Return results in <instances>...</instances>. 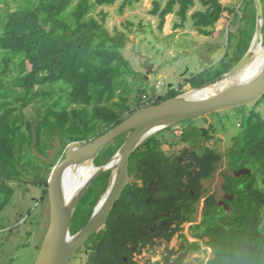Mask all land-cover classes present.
I'll list each match as a JSON object with an SVG mask.
<instances>
[{
    "label": "trees",
    "instance_id": "trees-1",
    "mask_svg": "<svg viewBox=\"0 0 264 264\" xmlns=\"http://www.w3.org/2000/svg\"><path fill=\"white\" fill-rule=\"evenodd\" d=\"M118 1L19 0L18 9L5 14L0 11V193L7 189L6 179L19 181L39 172L37 177L44 187L42 200L49 201L48 176L56 163L46 162L36 150L48 157L57 137L59 155L64 158L69 143L89 142L140 108L181 94L171 89L148 104L132 108L129 101L137 73L124 54L129 36L121 30L114 34L108 30L103 22L107 13L101 11L100 18L94 15L97 8ZM201 2L206 9L194 12L191 18L200 34L211 36L210 28L227 8L220 0ZM195 4V0H168L161 8L156 2L151 13L159 17L161 30L167 15L176 13L181 22L175 27L181 28ZM243 4L240 10H230L243 22L231 55L227 52L218 66L187 80L192 88L226 73L247 52L257 15L254 0H243ZM263 101L239 108V133L226 153L205 147L202 152L187 151L181 161L163 151L158 133L147 139L131 157L130 182L108 220L82 248L88 254L86 264H141L138 255L162 242L169 243L177 233L183 239L178 249L168 247L157 261L145 264H186L190 253L203 249L202 241L211 255L207 261L198 259L199 264H264V117L257 111ZM31 105L36 107L35 122L24 113ZM246 108L248 112H244ZM184 122L164 130L173 129L175 136L185 139L189 131L181 128L187 125ZM208 131L203 130L206 135ZM128 136L114 140L122 141L107 156L105 148L95 163H106ZM223 162L222 189L233 198L222 201L229 209L217 194H203V182ZM243 168L250 172L237 175ZM109 177L110 173L101 175L87 190L73 217L72 233L90 219ZM92 190L96 194L91 209L84 216L85 222L78 224L81 203ZM203 198L202 219L191 226L198 240L191 242L182 233L183 224L195 222Z\"/></svg>",
    "mask_w": 264,
    "mask_h": 264
},
{
    "label": "rangeland",
    "instance_id": "rangeland-1",
    "mask_svg": "<svg viewBox=\"0 0 264 264\" xmlns=\"http://www.w3.org/2000/svg\"><path fill=\"white\" fill-rule=\"evenodd\" d=\"M77 1L75 0V3ZM195 1V6L188 11V21L184 27H175L181 20L176 13H172L167 15L162 30L159 28V17L151 12L156 2L164 8L168 0H120L112 6L99 7L95 10L94 15L98 18L101 17V11L107 13L103 22L112 34L121 30L129 36L124 54L137 73L134 91L129 101L132 108L148 104L158 96L166 95L171 89L180 90L181 93L192 89L187 80L207 68H215L227 52L231 55L234 50L243 22L230 10L242 9L243 0H220L227 9L216 25L210 28L213 30L211 36L200 34L194 26L192 14L206 9L201 0ZM18 8L19 0H0V11L3 14ZM177 10L178 7L175 12ZM129 22L132 24L128 25ZM248 111L249 108L244 110ZM257 111L264 117V101L257 107ZM24 113L32 122L36 121L37 112L34 105L27 107ZM241 116L238 108L186 120L184 123L187 125L181 127L189 131L185 139L175 136L173 129L158 133L159 138L163 140L162 149L172 158H181L190 150L202 152L205 147L226 153L233 144L234 136L239 133ZM205 129L209 130L207 135L203 132ZM121 141L120 138L109 144L104 156L120 145ZM59 146V138L56 137L53 139V147L48 151V157L41 156L37 150L35 153L46 162L57 164L63 159V154L59 155ZM225 168L223 162L215 174L204 181L206 192L217 194L219 200L226 197L222 189L224 182L222 173ZM38 173L19 181L6 179L7 189L0 193V264H34L37 258L50 218L49 201L42 200L44 187L40 186L42 179L37 177ZM99 183L100 180L97 181L98 185ZM91 192L84 203H81L78 224H81V221L85 222L84 216L91 209L96 190ZM203 203L204 199H201L194 224L202 219ZM191 226V222L183 224L182 233L191 242H195L198 239L192 235ZM182 243L183 239L180 233H177L169 243L162 242L152 251L144 250L136 259L141 264L149 260L157 261L168 247L178 249ZM202 245L203 249L200 252L188 255L185 259L186 264H199L198 259L207 261L210 258L211 249L207 247L205 241H202ZM87 260V251L83 249L70 264H86Z\"/></svg>",
    "mask_w": 264,
    "mask_h": 264
},
{
    "label": "water",
    "instance_id": "water-1",
    "mask_svg": "<svg viewBox=\"0 0 264 264\" xmlns=\"http://www.w3.org/2000/svg\"><path fill=\"white\" fill-rule=\"evenodd\" d=\"M254 3L257 15L255 33L247 52L233 68L199 87L159 104L140 108L120 124L89 142L74 141L68 146L64 158L52 168L48 178L49 225L34 264H70L76 253L105 225L129 183L132 155L151 136L186 120L249 106L264 98V58L256 72L248 69L258 58V48H264L263 1L254 0ZM215 85H220L221 88L205 94L208 87ZM195 91L201 93L189 96L190 92ZM127 133L129 136L116 153L106 163L96 166L95 160L99 154L114 140ZM86 161H91L96 166V171L68 199L67 171ZM248 172V168H243L236 174ZM106 173H110L108 186L94 206L90 219L85 226L72 233L73 217L82 198L92 183ZM226 198L232 199L233 195L228 194ZM222 204L229 209L227 203L222 201Z\"/></svg>",
    "mask_w": 264,
    "mask_h": 264
},
{
    "label": "bare ground",
    "instance_id": "bare-ground-1",
    "mask_svg": "<svg viewBox=\"0 0 264 264\" xmlns=\"http://www.w3.org/2000/svg\"><path fill=\"white\" fill-rule=\"evenodd\" d=\"M264 58V48H258V58L248 68L249 71L256 72ZM221 88L220 85L208 87L205 94L213 93ZM201 92H190L189 96H197ZM96 166H98L95 163ZM96 166L91 161L83 164L72 166L67 171V198L70 199L83 186L87 179L96 171Z\"/></svg>",
    "mask_w": 264,
    "mask_h": 264
},
{
    "label": "flooded vegetation",
    "instance_id": "flooded-vegetation-1",
    "mask_svg": "<svg viewBox=\"0 0 264 264\" xmlns=\"http://www.w3.org/2000/svg\"><path fill=\"white\" fill-rule=\"evenodd\" d=\"M180 160L182 161L183 160V158H180ZM130 181V180H129ZM135 182H137L138 183V185L141 187V186H143V182L141 181V180H136ZM154 184V183H153ZM203 187H204V182H203ZM153 192H156L157 191V188L155 187V186H153ZM203 194H208L207 192H206V190H205V188L203 189ZM209 194H211V193H209ZM204 199V198H203ZM220 203H222V200H220ZM196 221V220H195ZM195 222H192V225L194 224ZM152 233H153V231H152ZM75 257H76V255H75ZM74 257V258H75Z\"/></svg>",
    "mask_w": 264,
    "mask_h": 264
},
{
    "label": "built area",
    "instance_id": "built-area-1",
    "mask_svg": "<svg viewBox=\"0 0 264 264\" xmlns=\"http://www.w3.org/2000/svg\"><path fill=\"white\" fill-rule=\"evenodd\" d=\"M161 86V84L159 85V87Z\"/></svg>",
    "mask_w": 264,
    "mask_h": 264
}]
</instances>
